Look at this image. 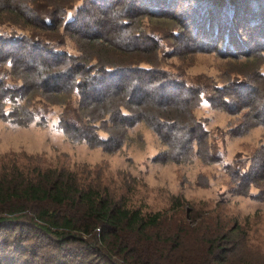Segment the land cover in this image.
<instances>
[{
    "label": "trees",
    "instance_id": "trees-1",
    "mask_svg": "<svg viewBox=\"0 0 264 264\" xmlns=\"http://www.w3.org/2000/svg\"><path fill=\"white\" fill-rule=\"evenodd\" d=\"M74 1L0 0L1 22L40 32L63 29L79 51L57 52L23 34L0 35V67L9 64L11 75L22 82L14 89L0 78L1 119L29 125L35 118L31 104L36 98L59 103L54 101L59 96L77 92L80 115L87 121L78 126L60 118V128L73 141L115 150L123 145L121 133L145 120L157 132L165 127L168 144L173 145L168 151L178 143L173 136L184 134L190 144L199 145L202 156H208L206 130L193 116L200 100L197 89L176 80L181 85H170L167 78L172 76L166 72L129 59L150 55L152 43L159 48L154 36L142 32L144 19L151 18L152 23L153 18L170 14L179 20V30L173 33L177 46L187 35L182 44L192 40L195 50L251 60L252 74L240 73L246 81L214 85L209 102L230 113L245 112L238 132L264 126V74L259 64L264 61V28L259 27L264 26V0H250L242 16L235 0H82L76 17L66 21L68 4ZM41 4L55 11L42 18L34 11ZM248 17L252 27L247 26ZM192 24L193 38L187 34L192 33ZM232 43H237L235 51ZM8 99L15 102L9 113ZM99 123L109 132L106 140L99 138ZM186 146H177L181 155L188 151ZM190 224L160 212L144 215L127 208L99 189L80 185L66 170L28 172L13 165L0 171V264L248 262L246 253L234 252L239 244L231 239L235 228L221 232L223 227L214 224L204 230Z\"/></svg>",
    "mask_w": 264,
    "mask_h": 264
},
{
    "label": "rangeland",
    "instance_id": "rangeland-1",
    "mask_svg": "<svg viewBox=\"0 0 264 264\" xmlns=\"http://www.w3.org/2000/svg\"><path fill=\"white\" fill-rule=\"evenodd\" d=\"M235 2L240 7L239 15H244L247 8L242 11L250 0ZM81 6L82 0L69 3L66 21L73 20ZM34 11L46 18L55 8L41 4L35 6ZM150 19H144L142 32L154 36L159 48L152 43L150 55L135 58L134 54L129 59L138 66L153 68L154 72L161 70L163 75L166 72L172 76V79L167 78L170 85L176 80L197 89L200 100L193 109V116L206 130L208 156H202L199 145L190 144L184 134L173 136L178 143L168 151L173 145L168 144L165 127L163 132H157L145 120L122 132L121 136L125 134L123 145L115 150L73 141L60 128V118L78 126L87 121L80 115V98L75 92L54 100H60L59 103L36 98L31 104L35 118L29 125H17L0 118V171L13 165L28 172L66 170L80 185L99 189L104 196L107 194L119 204L144 215L160 212L167 218L191 221V226L202 230L206 225L223 227L221 232L235 228L231 239L239 244L234 252L248 255V262L241 263L264 264V126L256 125L249 131L238 132L244 126L245 112L230 113L209 102L214 85L224 86L228 80L246 81V76L240 73L252 74L251 60L247 56L233 58L220 55L218 51L195 50L192 40V44H182L187 39L184 33L177 46L173 33L179 30V20L170 14L155 17L152 23ZM251 19L248 17L247 26L252 27ZM193 26L192 33H187L191 38ZM15 34L45 43L57 52L79 54L76 43L63 29L59 33L40 32L30 26L0 21V35ZM232 45L235 51L237 43ZM112 60L115 61V57ZM148 61L153 64L149 65ZM259 64L264 74V61ZM0 78L9 88H18L22 83L11 75L9 64L0 67ZM167 91L170 92V88ZM261 93L264 98V89ZM14 103L12 99L6 101L7 113ZM97 132L100 139L109 138V132L100 123ZM186 143L188 151L181 155L177 146L187 147ZM174 150L177 152L173 153Z\"/></svg>",
    "mask_w": 264,
    "mask_h": 264
}]
</instances>
